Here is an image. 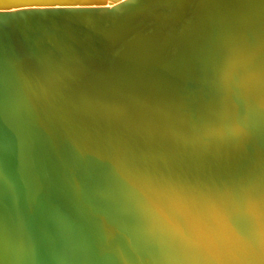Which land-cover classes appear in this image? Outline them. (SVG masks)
I'll use <instances>...</instances> for the list:
<instances>
[{
  "label": "bare ground",
  "instance_id": "bare-ground-1",
  "mask_svg": "<svg viewBox=\"0 0 264 264\" xmlns=\"http://www.w3.org/2000/svg\"><path fill=\"white\" fill-rule=\"evenodd\" d=\"M124 1L125 0H54V2L57 3H78L81 5L80 7L97 6L108 8L114 4L122 3ZM217 1L218 0H192L190 13H188L185 17L181 16L182 14L175 15L173 13L165 12L163 15L157 18L156 22L154 21L153 27L155 26V29L151 31H149L148 28L145 29L138 25L141 21V18H138L135 21L137 27L129 29L123 36L110 34V36H108L107 40L105 41V45H107L109 48L119 44L121 45V50L123 52H126L129 49L127 52H138L140 54V58H142L141 56L148 55L149 60L148 58L145 59L149 62L152 60L153 65L151 64L147 67L140 66V68L137 69L139 73L135 80H116L104 84H98L96 86L75 85L64 90L58 89V87L54 86L53 89L55 91H53V93H49L48 91L41 92L40 87H38L36 83V66L34 64L27 66L29 59L25 50L15 46V48L12 50L14 53L13 57L11 56V58H8L9 60H7V54H5V58H3V60L0 59V88L1 90L14 96L13 99L15 103H12V106L15 110L13 114H17V116H20V119L23 120L28 117L27 114H30L31 111H35L38 114L42 113L50 115L53 111H55V109H60L61 113L65 112L84 115V118L87 120L85 122H94L96 126L98 125L97 130H99L100 133L102 132L103 135L109 139L110 136H114V138L112 140L110 139L111 141H107L106 139L108 138H104L105 136H103L105 141L101 140L100 144L96 146L94 145L96 140L95 142L94 140H89L91 137L84 134L85 139H83V137L81 138V144H83V146L87 145L88 148H86L85 151H80V149H77L76 151L82 152L83 159L85 161L86 158H88L86 154L93 156L94 152L97 150L98 155L100 154L99 152L106 154L105 151H111V154L112 152L113 154H118L119 159L117 161H119L121 164L120 170L118 169L119 173L116 174L117 176L108 178L106 177L108 176V171L105 172L103 169H99L101 167L98 168L95 166L96 162L98 164V161L100 162V160L104 157L101 155L103 156L101 159L99 156H97L98 159L94 157L96 159L95 163H90V166L87 168L82 167L81 171L77 169L73 176L70 174L66 175L63 170L60 172V170L57 168L52 171V169L50 170L49 165L46 163L43 164L41 162L42 159H40V146L36 147L33 141H25V150H23L24 154L26 153V156L28 155L27 161L30 162V165L28 162L29 167L27 168V174L25 167L17 166L14 168L9 158H5L6 161L0 160V264H61L60 262H56L57 260L55 261L53 258V251L57 249H59L57 250L59 253L60 250L66 252V254L70 257L68 260H75L77 264H127L129 261L126 258L128 253L125 252L127 245H130L129 248L127 247L128 249L133 247L132 252L136 253L138 252L137 246L141 243V241H143V239H141L140 243H135L133 241L135 238H133L134 235L132 236V232L134 233L136 231L130 232V228H135L136 225L138 226L140 223L145 222L146 220L150 219L151 216L157 215V212L159 214L162 213V217H166L169 212L176 213L175 210L172 211L173 207L179 212L184 211L179 210L181 209V203L175 205L173 204L174 206H172L171 203L167 205L169 201H166L167 199L165 198L168 194L171 192H177L180 194L184 191L191 190L190 192L192 193L195 192L202 194L208 191L214 193V195L227 197L228 194L233 192L232 187H235L236 189L240 187L241 183L237 180L238 174L234 170L231 171L227 169V172L225 173H212L210 170L205 169V165H201L200 162H198L196 159L198 158L197 156L192 160L186 159L184 155L181 153L179 154V152L176 159L168 158L167 155L169 154L167 151L171 152L174 149L175 144L174 146L170 145L173 143H169V147L160 145L157 148L149 147L148 150L141 149L137 153V158L131 157L130 159L128 158V160L125 158L127 152H130L129 149L136 148L132 146L133 143L143 141L144 138L146 139V131L150 130L152 125L157 123V119L159 118L158 114L167 107L168 104L166 103L168 101H173L175 103L172 102V104L182 107L185 105V98L189 96L192 98V94L190 93L188 96L187 93L190 90L185 92V90L181 88L183 85H196L197 78L200 77L202 79L203 77H209L212 74H214V80L212 81L216 82H231L233 80L235 81L238 77L240 80H242V75L245 74V71L250 67L251 64H253L252 62L254 61V63H256L254 56H257L258 52L264 53V27L261 25H256L255 22L253 23V21H251L252 19L248 18L249 13L247 14V11L250 9L249 7H251L249 4H251L250 2L253 3L254 0H241L243 2L249 1L246 7L244 4L238 3L236 0H224L222 3ZM260 1L261 0H259V2ZM256 3L255 5L257 9V6H259L258 4L261 6V4L264 2L262 1V3H258L257 0ZM85 4L87 6H84ZM23 6L24 5L21 3V0H0V11H12ZM55 8L56 7H46L45 9ZM253 8H255V6H252L251 10H253ZM262 8L261 11L264 12ZM261 11L260 13H262ZM260 13L256 12L259 18H263L262 21H264V13ZM256 21L260 22L261 20L256 19ZM259 22H257V24H260ZM94 44L102 45L103 43L97 42ZM131 58L133 57L127 56L122 60V62L129 63L133 60ZM140 58L136 62H139ZM148 61L141 60L143 64L149 63ZM260 66H257V69H260ZM262 69L263 68H261V71ZM252 70L248 71L251 72ZM255 70L256 68L253 71ZM252 73L248 74L251 75ZM260 73H258L259 76ZM261 76V81H264L263 73ZM249 79L250 78L247 79V82ZM251 80L253 81L252 78ZM244 83V86L246 87V82ZM212 84L214 85V83ZM260 84L261 83H259L257 87L255 86L256 89L258 87L261 88ZM242 89L240 88V91H242ZM247 89L249 90V88ZM201 90H203V88H201ZM197 91L199 90L197 89ZM258 91L259 90L257 89L255 92L258 93ZM234 93H236V91ZM253 93L254 92H252V94ZM200 95L202 96L203 94ZM209 96L211 97V95ZM263 96L264 94H262V97ZM210 97L205 99L207 100ZM232 97L236 96L232 95ZM246 98H248V96ZM197 99L198 96L195 97L192 102L195 103ZM263 99L264 97L262 98V101ZM180 100L181 102H179ZM219 100L220 99H218V101ZM211 101L213 100H210V103ZM192 102L190 104H192ZM258 103L260 102L258 101ZM252 104L254 103H251V105ZM188 105L189 103L183 108L188 107ZM205 105L207 104H204V107ZM217 105L220 104L218 103ZM197 106H199V104H197ZM209 106H211V104ZM221 107L223 106H219V108ZM257 108L259 109V106H257ZM188 109L186 108L187 111H189ZM216 109L218 110V108ZM226 110L227 109H224V107L223 110H221L224 112V115L227 113ZM193 111H190V114H193ZM176 112L178 114V110ZM210 112L211 111H209L207 114H211ZM166 113L167 114L165 115L168 116V111H166ZM240 113H242V111ZM190 114L188 115L190 116ZM216 114L218 115L220 113L218 112ZM224 115H222L221 118H224ZM127 116L130 118L134 116L136 119L134 127H131L133 129L131 131H128L131 129L130 126L132 125H130V123L127 121ZM207 116L206 118L208 122H212L213 119L209 120V117ZM198 117L200 116L198 115ZM211 117H214V120L216 119L214 115ZM253 117H256V115ZM200 118L199 121L201 120ZM189 119H191V117ZM189 119L187 118V120ZM225 119H227V116ZM35 120L36 118L33 119V121ZM218 120L220 121L221 119L218 118ZM231 120L232 118L230 117V121ZM252 120V122H250L251 120L248 121L251 124H256L254 121L256 119L252 118ZM216 121L217 119L215 120V124ZM238 122H241V120ZM199 123L200 122H197L196 124ZM205 123L204 129L208 124ZM220 123H222V121ZM233 123L236 122L233 121ZM212 124L213 122L211 123L210 129L214 127H212ZM225 124H228L227 126H229L230 123L227 122ZM188 125H190V123H188ZM221 125H216L218 128L215 126L217 130L223 128H219ZM232 126L234 130L230 128L232 129L230 135L233 131H236L234 128L235 125L233 124ZM253 126L255 125L253 124L250 128ZM179 128H181V126H179ZM216 128L215 131L213 130L214 133H217ZM253 128L256 129L255 127ZM226 129H228L225 130L226 132L230 131L228 127H226ZM176 131L177 132L174 133L178 134V129H176ZM220 131L219 132L221 134L223 129ZM225 131L223 133H225ZM252 131L254 132L255 130L252 129ZM181 132L180 134H182ZM206 132V136L208 138L210 136L208 135L209 131L206 130ZM249 132L251 133L250 130ZM186 133L187 132H185V135L187 136L188 134ZM223 133L221 136L219 135L221 138L224 136ZM236 133H238V131L234 134ZM243 133H245V131ZM239 134L242 135L241 132H239L238 135ZM162 135L163 133L161 136ZM216 135L215 139L217 137ZM238 135H231L237 136V138H239L236 142L240 140L241 143H243L247 141V138L251 139V137L246 138L240 136L242 138L241 140ZM252 135L254 134L252 133ZM206 136L202 137L206 138ZM211 136L213 137L214 134ZM244 136H246V134ZM248 136L251 135L249 134ZM121 137L124 139L123 142H121L123 143L122 147L120 144V140L122 139ZM229 137L226 138L229 139ZM226 138H222L224 141L223 143L220 139L217 141L219 144L222 143V145L227 141V144H230V139L226 140ZM243 138H245L244 140L246 141H244ZM255 138L252 137L253 140ZM184 139H186V137H184ZM201 140L199 141L201 142ZM211 140L215 144L218 143L216 140V142H214L212 138ZM252 141L250 142V146ZM255 141L258 142V140H254V142ZM247 143L248 142H246V144ZM194 144L197 145V143ZM194 144L193 146L195 147ZM253 144L254 143H252V148L249 146V144H247L244 146V149L245 147L249 146L251 150H253V148L256 147ZM259 144L260 141L257 143V145L260 146ZM225 146L227 145L219 146V148L222 147L224 149ZM229 146L228 151L230 148ZM234 146H236V150L240 148L237 146V143H235ZM239 146H241V144ZM203 147L205 148V146ZM242 147L243 146H241V148ZM219 148H217V150H219ZM206 149L207 148H205V150ZM211 149L212 148H210L208 151H211ZM254 149V152L257 151L256 155H259L258 151H260L261 148ZM225 150L227 151V149ZM148 151L151 153L148 154ZM249 151L250 150H248V153ZM241 152L245 153L246 151L242 150ZM251 152L249 155L254 156L251 155ZM108 153L110 154V152H107V155ZM224 153L226 155L225 151ZM224 153L222 152L223 155ZM244 153L242 154H247V152L245 154ZM111 154L109 155L110 157ZM219 154L220 152L217 153V157L219 158L216 157L217 162L215 161L216 163H214L217 165L216 167L219 165L218 159L220 161L223 159H221ZM230 154L231 153H229V155ZM232 155L234 154L232 153ZM107 157L108 156L105 155L104 158ZM110 157L108 158L110 159ZM262 157L264 158V155H262ZM262 157L260 156L261 159H263ZM113 159L114 158L110 160ZM104 162L105 161L101 160L99 166ZM65 163L68 166L71 165V162L69 161H65ZM211 164V166H214L213 163ZM104 165L106 166L108 164H103V166ZM70 167L72 170L74 169L73 165ZM108 167L110 166L108 165ZM115 167L113 165V168ZM219 169L217 171H219ZM258 173L255 174L258 175ZM95 174L99 175L98 181L93 180V176ZM249 175L250 173H248L247 176L245 174H241L242 177H248ZM259 175L261 174L259 173ZM114 181H116L114 187L116 191H107L109 184L113 183ZM99 182H101L103 185ZM249 182L250 181H248V183ZM96 190H98V192ZM107 197L109 198V202L106 201ZM134 197L136 199V203L133 202ZM122 198L124 199L125 202H123L125 204L123 203L124 205L121 204V207H118V205L122 202ZM218 207H221V205ZM115 208L117 209L118 213L117 217L112 220V210L110 209H113L115 212ZM130 210H132L134 214H132ZM112 222H114L117 226L118 231L116 235H113L110 232V225H112ZM47 233L52 235L54 239L51 238V236L49 238ZM145 234L147 237H149L148 232ZM126 239L128 241H125ZM60 256L62 255L60 254L59 258ZM60 260L61 262L63 261L61 258ZM63 262L67 263V261Z\"/></svg>",
  "mask_w": 264,
  "mask_h": 264
},
{
  "label": "water",
  "instance_id": "water-1",
  "mask_svg": "<svg viewBox=\"0 0 264 264\" xmlns=\"http://www.w3.org/2000/svg\"><path fill=\"white\" fill-rule=\"evenodd\" d=\"M236 1L244 4L245 7L249 3L243 2L244 0ZM191 2L192 0H125L109 8L88 6L44 8L33 11H0V59L3 60L5 54H7V60L13 57L12 50L15 46L25 50L29 59L27 66L33 64L36 66V83L41 92L53 93L54 86L64 90L75 85L96 86L116 80H135L139 73L137 69L140 66L151 65L152 60L148 61V55L140 58L138 52H127L129 49L123 52L119 44L109 48L105 45L107 37L110 34L123 36L129 29L137 27L135 21L138 18H141L138 25L148 28L149 31L154 30V21L156 22L157 18L165 12L187 16L190 13ZM97 42L103 44H94ZM127 56L133 57L131 58L133 60L129 63L122 62ZM138 57L140 60L136 62ZM141 60L149 63L143 64ZM13 98L14 96L0 88V160L6 161L5 158H9L14 168L25 167L27 174L29 161H27L28 155L26 156L23 150H25V141H33L36 147L40 146L41 162L49 165L52 171L58 168L60 172L63 170L66 175L73 176L77 169L81 171L82 167L87 168L90 163H95L94 155L86 154L88 158L85 161L82 152L76 150L85 151L88 148L87 145L81 144V138L85 139L84 134L91 137L89 140L94 142L96 140L94 145L100 144L103 133L97 130L98 125L96 126L94 122H85L87 120L84 115L61 113L60 109H55L50 115L31 111L23 120L17 114H13L15 110L12 106V103H15ZM35 118L36 120L33 121ZM149 136L147 135L146 138H151L150 141L142 137L143 141L133 143L132 146L136 148L129 149L130 152H127L125 158L127 160L131 157L137 158V153L141 149L148 150L149 147L157 148L160 145L167 147L174 140L166 134L156 136V140ZM205 141L208 140L202 138L200 146L194 148L191 142L187 143L189 144L187 146L182 140L181 142L186 146L180 144L181 146L177 147L176 145L173 150L171 149L173 152L167 151L169 154L167 156L170 159H176L179 152L187 159H194V156L198 155L203 158H196L198 162H204L212 167L208 160L209 155L202 154L203 146L209 147V143L207 142L206 145ZM190 145L191 148H189ZM225 149L227 148L222 150ZM150 153L148 151V154ZM234 154L230 158L223 157L220 162L229 165L232 170H235L236 166L243 169L247 166L246 172L255 170L254 173L259 171L261 175H254L252 181L245 186V191L244 186L241 187L242 191L232 187L233 192L228 194L229 199L225 201L228 213L216 217L219 225L216 221L215 225L202 223L197 230H194L191 225H186L184 230L187 233L183 234L184 237H188L186 240L181 238L182 242L180 240L176 242L174 236V240L163 242L164 250L154 249L156 257L162 264L168 262L181 264L187 259L192 261L193 258H187L190 253L187 249H191L190 240L198 241L199 245L203 246V250L198 252L201 254L196 256V264L199 262L264 264V161L257 155L248 157L241 153ZM65 161L71 162L74 169L72 170L71 165L68 166ZM93 180L98 181L99 175L95 174ZM135 200L134 197V203H136ZM106 201L109 202L108 197ZM130 211L134 214L132 210ZM216 225L218 228H214ZM218 229H220L219 232ZM218 236L227 238L228 243H220ZM154 243L157 248V243L162 242L155 239ZM193 250H196V247ZM181 254H185L187 258L183 262L178 261L182 258ZM131 256L132 264H146L143 256L136 254Z\"/></svg>",
  "mask_w": 264,
  "mask_h": 264
},
{
  "label": "rangeland",
  "instance_id": "rangeland-1",
  "mask_svg": "<svg viewBox=\"0 0 264 264\" xmlns=\"http://www.w3.org/2000/svg\"><path fill=\"white\" fill-rule=\"evenodd\" d=\"M250 1V0H249ZM248 1V2H249ZM252 1V0H251ZM262 1L264 2V0H261L260 2H259V0H258V3H262ZM257 2V0H254V2L252 3V2H250V3H252L253 4V6L255 5V3ZM262 4H263V6H262ZM261 4V6H260V4H258L261 8H262V10L264 11V3H262ZM256 5H257V3H256ZM255 5V6H256ZM250 9L247 11V14H248V18H250V19H252L251 21H253V23L255 22L256 23V25H261V26H263L264 27V21H262V19L261 18H259V16L256 14V12L257 13H260V11H261V8H258V6H257V9H256V7L255 8H253V10H251V8H252V6L251 7H249ZM256 10V12H255V10ZM262 12V11H261ZM262 13H264V12H262ZM262 13H260V14H262ZM259 14V15H260ZM255 15V16H254ZM253 16V17H252ZM258 18H257V17ZM263 16V15H262ZM256 19L258 20H261L260 22L259 21H256ZM255 20V21H254ZM257 22H259L260 24H257ZM263 22V23H262ZM255 57V60H256V63L259 61V60H261V61H259L257 64L256 63H254V61L252 62L253 64H251L250 65V67L245 71V74L247 73V71L248 70H254L255 68H256V70L255 71H248V73H252L251 75L250 74H243L242 75V77H241V75H240V77H241V79L242 80H240V78L238 77L237 79L238 80H240V81H238L237 79L234 81H231V82H221V81H218V82H216V81H212V80H214V74H212L211 76H206V77H203L202 79L199 77V78H197V82H196V85H190V84H186L187 86H185V85H183L181 88H183V90H185V92L188 90H190L189 92H187L188 93V96H189V94L191 93L192 95H191V97L192 98H190V96L189 97H187V98H185V105L184 106H176V105H174V104H172V102H167L166 104H168L167 105V107L164 109V110H162L159 114H158V116H159V118L157 119L158 121H157V123L155 124V125H152V127H151V129L150 130H148V131H146V136L148 135H150V136H152V137H154V139L156 140V136L158 137V135H159V137L161 136V134L163 133V135H167V136H171V137H173L174 138V140H172V142H173V144H170L171 146H174V144H175V146H176V144H177V147L178 146H181L182 144L181 143H179V142H181L182 141V139L185 141V142H189V144H190V142H191V144L193 143H197V145H195V147L194 148H197L196 146H200V141L199 140H201L203 137H205L206 135H207V132H206V130H208L209 132H208V135H210L208 138H207V136H206V138H203V139H206V140H208V141H206V142H208V143H210L209 144V147L210 148H212L211 149V151H208L210 148H207L206 150H205V148L202 150L203 152L202 153H204L203 155H205V156H207V155H209V158L210 159H208V160H210V162L211 163H216L217 162V158H219V157H217L218 155H217V153L218 152H220V154H219V156H221V159L224 157V159L226 158V155H227V157L229 156V158L232 156V153L234 154L235 152L237 153V150L238 149H240L241 148V146H243L241 149L242 150H245L246 152H247V154L246 155H248V156H250L249 155V153L251 152V151H253L254 152V148H257V149H260V151H258V153H259V155H257V156H259V159L260 160H262V161H264V158L262 157V155H264V112H263V110H264V99H263V101H262V98L264 97H262V94H264V81H261L262 80V73H263V76H264V64H263V62H264V53L263 52H258V55L257 56H254ZM253 57V58H254ZM260 63H261V66H260ZM263 64V65H262ZM252 65H253V67H252ZM257 66L259 67L260 66V69H257ZM261 68H263L262 69V71H261ZM261 72V73H260ZM255 73V74H254ZM257 73V74H256ZM258 73H260V76H259V74ZM254 74V75H253ZM246 77H245V76ZM248 76V77H247ZM257 78H256V77ZM245 77V78H244ZM255 77V78H254ZM258 77H260V78H258ZM248 78H250L249 80H248V82H247V79ZM251 78L253 79V81L251 80ZM207 80H209V81H207ZM263 80H264V77H263ZM252 81V82H251ZM255 81H256V83H255ZM210 82V83H209ZM221 82V83H220ZM244 82H246V87L244 86L245 85V83ZM250 82H251V84H250ZM212 83H214V85L212 84ZM253 83V84H252ZM259 83H261L260 85H261V88L260 87H258L257 89L259 90L258 91V93L257 92H255V91H257V89H256V87H257V85L259 84ZM211 84V85H210ZM241 86H240V85ZM262 84H263V87H262ZM198 85V86H197ZM209 85V86H208ZM218 85H220V86H218ZM227 85V86H226ZM212 86V87H211ZM239 86V87H238ZM256 86V87H255ZM184 87H185V89H184ZM198 87V88H197ZM235 87V88H234ZM201 88H203V90H201ZM204 88H205V90H204ZM212 88V89H211ZM240 88L242 89V91H240ZM247 88H249V90L247 89ZM254 88V89H253ZM195 89V90H194ZM197 89L199 90V91H197ZM229 89H230V91H229ZM232 89V90H231ZM238 89V90H237ZM245 89V90H244ZM211 90L212 91V93H211V91L209 92V91ZM263 90V91H262ZM196 91H197V93H196ZM218 91V92H217ZM220 91V92H219ZM236 91V93H234ZM250 91V92H249ZM202 92V93H201ZM204 92V93H203ZM215 94H214V93ZM229 92V93H228ZM239 94H238V93ZM242 92V93H241ZM252 92H254L253 94H252ZM261 92V93H260ZM217 93V94H216ZM219 93V94H218ZM222 93H224V94H222ZM256 93V94H255ZM260 93V94H259ZM198 94V95H197ZM200 94H203L202 96L204 97V99H203V97L200 95ZM214 94V95H213ZM237 94V95H236ZM242 94H243V96H242ZM247 94V95H246ZM257 94H258V96H257ZM198 96V99L196 100V104L194 103V102H192L194 99H195V97H197ZM200 95V96H199ZM209 95H211V97L209 96ZM217 95V96H216ZM227 95H228V97H227ZM232 95L233 96H236V97H232ZM246 95V96H245ZM194 96V97H193ZM215 96V97H214ZM218 96H219V98H218ZM226 96V97H225ZM245 96V97H244ZM248 96V98H246ZM257 96V97H256ZM260 96H261V98H260ZM202 99H201V98ZM207 97H210V98H208L207 100L205 99V98H207ZM224 97V98H223ZM232 97V98H231ZM239 97V98H238ZM252 97V98H251ZM194 98V99H193ZM220 99L219 101H218V99ZM238 100H237V99ZM256 98H257V100H256ZM259 98H260V100H259ZM192 99V100H191ZM213 100V101H211V103H210V100ZM236 99V100H235ZM248 99V100H247ZM251 99H252V101H251ZM253 99H255V100H253ZM179 100V99H178ZM190 100V101H189ZM199 100V101H198ZM246 100V101H245ZM177 101V100H176ZM216 101H218V102H216ZM242 103H241V102ZM251 101V102H250ZM256 101V102H255ZM258 101L260 102V103H258ZM262 101V102H261ZM179 102H181V100L179 101ZM192 102V104H190ZM200 102V103H199ZM214 102H216V103H214ZM221 102V103H220ZM227 102H229V103H227ZM231 102V103H230ZM173 103H175V102H173ZM189 103V105H188V107H186L189 111H187L186 110V108H183V107H185L187 104ZM207 104L208 105V107H207V105H205V107H204V104ZM220 104V105H217V104ZM227 103V104H226ZM238 103H239V105H238ZM251 103H254V104H252L251 105ZM256 103H258V104H256ZM176 104H178V103H176ZM195 104V105H194ZM197 104H199V106H197ZM203 104V105H202ZM211 104V106H209ZM232 104V105H231ZM237 106H235V105ZM243 104V105H242ZM248 104V105H247ZM262 104V105H261ZM192 105H193V107H195V108H193L192 107ZM247 107H246V106ZM214 106H216V107H214ZM218 106V107H217ZM219 106H223L224 107V109L226 108L227 110H226V112L227 113H225L226 115H224V112H222L221 110H223V107H221V108H219ZM234 108H233V107ZM244 106V107H243ZM255 106V107H254ZM257 106H259V109L257 108ZM169 107V108H168ZM174 107H178V108H174ZM180 107V108H179ZM199 108V109H197V108ZM205 109H204V108ZM240 107V108H239ZM253 107V108H252ZM183 108V109H182ZM201 108H202V110H201ZM216 108H218V110H220V111H218ZM236 108V109H235ZM244 110H243V109ZM175 109V110H174ZM209 109H211V110H209ZM212 109H213V111H212ZM231 109V110H230ZM233 109V110H232ZM240 109H242V110H240ZM247 109V110H246ZM256 109V110H255ZM261 109V110H260ZM178 110V114H177V111ZM194 110V111H193ZM239 110V111H238ZM254 112H253V111ZM166 111H168V116H166L165 114H167L166 113ZM190 111L192 112L193 111V114H190ZM209 111H211L210 113L211 114H207ZM237 111V112H236ZM242 111V113H240ZM247 111H249V112H247ZM180 112V113H179ZM194 112H196V113H194ZM198 112H199V114H198ZM201 112V113H200ZM203 112V113H202ZM220 113V114H216V113ZM246 112V113H245ZM253 112V113H252ZM186 113V114H185ZM215 113V114H214ZM222 113V114H221ZM228 113H231V114H228ZM235 113V114H234ZM237 113H239V114H237ZM245 113V114H244ZM252 113V114H251ZM257 113V114H256ZM183 114V115H182ZM188 114H190V116L188 115ZM201 117H198V115ZM203 115V116H201V115ZM205 114V115H204ZM253 114H255L256 115V117H253V116H255V115H253ZM181 115V116H180ZM208 115V116H207ZM210 115V116H209ZM215 116L216 117V115H217V117H216V119H217V121H216V124H215V120H214V117H211V116ZM222 115H224V118L222 117L221 118V116ZM243 115V116H242ZM253 115V116H252ZM258 115V116H257ZM189 116V117H188ZM206 116L207 117H209L208 119L210 120V119H213L212 120V122H213V124H212V127L213 128H211L210 129V127H211V123L210 122H208V120H207V118H206ZM227 116V119H225V117ZM234 116V117H233ZM246 116V117H245ZM249 116V117H248ZM167 119H166V118ZM179 119H178V118ZM191 117V119H189ZM194 117V118H193ZM198 117V118H197ZM204 117V118H203ZM230 117L232 118V120L230 121ZM236 117V118H235ZM247 117H248V119H247ZM187 118L189 119V120H187ZM199 118L201 119L200 121H199ZM218 118H220L221 120L219 121L218 120ZM234 118V119H233ZM243 118V119H242ZM246 118V119H245ZM252 118H254V119H256V120H254L255 122H256V124L255 123H253L255 126H253V127H255L256 129H254L253 127L252 128H250L253 124H251L250 122H252L253 120H252ZM161 119H163V120H161ZM197 119H198V121H197ZM237 119V120H236ZM239 119V120H238ZM133 120V121H132ZM186 120H187V122H186ZM191 120V121H190ZM207 120V121H206ZM241 120V122H238V121H240ZM244 120V121H243ZM249 120H251L250 122L247 121ZM127 121L130 123V125H132V126H130V128L132 127H134V125H135V122H136V119H135V117L133 116V117H129V116H127ZM176 121V122H175ZM182 121V122H181ZM190 121V122H189ZM193 121V122H192ZM203 121H204V123H205V121H206V123L205 124H207L206 126H205V129H204V123H203ZM222 121V123H220ZM233 121L234 122H236V123H233ZM172 124H171V123ZM197 122H200L199 124H196ZM219 122V123H218ZM230 123L229 124V126H232L233 124L235 125L234 126V128H235V132H237L238 131V133L239 132H241L242 133V135H238V133H236V134H234L235 132L233 131L232 133H231V135H238L239 137L240 136H242V137H251V139H252V137L253 138H255L254 140H258V142L260 141V143H262V144H259L260 146H258L257 145V141H255L254 142V140L252 141L250 138H247L246 140H244L245 138H243V140L244 141H246V142H248L247 144H249V146H250V142L252 141V143H254L253 145L254 146H256V147H254L253 148V150H251V148H252V143H251V148L249 147V146H247V147H245V149H244V146H246L247 144H246V142H243V143H241V141L239 140L238 142L241 144V146H239L240 144L238 143V142H236L237 141V139H239V138H237V136H231L230 135V132L232 131V129H233V126L232 127H229V126H227L225 123ZM243 122V123H242ZM167 123V124H166ZM188 123H190V125H188ZM218 123V124H217ZM224 123V124H223ZM233 123V124H232ZM240 123H242L243 125H244V127H243V125L242 124H240ZM245 123V124H244ZM170 124V125H169ZM178 124H180V125H178ZM186 124H187V126L189 127H187L186 126ZM202 124V125H201ZM215 124V125H214ZM219 124L221 125V124H223V125H221L219 128H221V127H223L222 129H223V132L225 131V130H228V129H226V127H228L229 129L230 128H232V129H230V131H225V133L226 134H228V135H226L225 133H223V137L222 138H226V137H229V139H230V144H227V142L226 143H224L223 145H222V143L224 142L223 141V139L220 137L221 136V134H220V130H222V129H218L217 130V128H218V126H219ZM168 125V126H167ZM173 125V126H172ZM182 125H184V126H182ZM192 125V126H191ZM209 125V126H208ZM216 125H218V126H216ZM238 125H239V127H238ZM247 125V126H246ZM256 125H258V126H256ZM262 125V126H261ZM174 126H176V127H174ZM179 126H181V128H179ZM201 126V127H200ZM217 128H216V127ZM236 126H237V128H236ZM154 127V128H153ZM167 127V128H166ZM187 127V128H186ZM195 127H197V128H195ZM208 127V128H207ZM129 129L128 131H131V130H133V129ZM163 128V129H162ZM166 128V129H165ZM192 128V129H191ZM203 130H202V129ZM215 128H216V131H217V135L214 133V131H215ZM241 130H240V129ZM176 129H178V134L177 133H174V132H177L176 131ZM182 129V130H181ZM187 129V130H186ZM199 129V130H198ZM252 129L253 130H255L254 132L252 131ZM156 130V131H155ZM162 130H164V131H162ZM180 130V131H179ZM193 130H194V132H193ZM196 130H198V131H196ZM211 130V131H210ZM214 130V131H213ZM234 130V129H233ZM249 130L251 131V133L249 132ZM259 130H263V131H259ZM162 133H161V132ZM170 131V132H169ZM182 131V132H181ZM187 132L186 134H188L187 136L185 135V132ZM205 132V135H204V132ZM245 131V133H243ZM259 131V132H258ZM155 134H154V133ZM180 132L183 134V135H185V136H183L182 134H180ZM184 132V133H183ZM213 132V133H212ZM129 133H131V132H129ZM160 133V134H159ZM165 133V134H164ZM172 133V134H171ZM195 133V134H194ZM198 133H200V134H198ZM203 133V134H202ZM252 133L254 134V135H252ZM193 134V135H192ZM214 134V138L211 136V135H213ZM246 134V136H244ZM251 135V136H248V135ZM162 135V136H163ZM178 135V136H177ZM181 135H182V137H181ZM200 135V136H199ZM215 135L217 136V137H220V138H217L216 137V139H215ZM220 135V136H219ZM259 135V136H258ZM103 136H105V135H103ZM149 136V137H150ZM180 136V137H179ZM188 136H190V137H188ZM198 136V137H197ZM203 136V137H202ZM124 137V136H123ZM123 137H121L122 139L120 140V144H121V147H122V145H123V143H121V142H123ZM176 137H178L179 139H175ZM184 137H186V139H187V141H186V139H184ZM231 137H232V139H231ZM233 137H234V139H235V141H234V139H233ZM236 137V138H235ZM261 139H260V138ZM104 138H108V137H104ZM114 138V136H110V139L112 140ZM119 138V137H118ZM211 138L213 139V141L214 142H216L217 140H222V143H220L219 144V142L218 143H213L212 142V140H211ZM258 138V139H257ZM109 138L108 139H106L107 141L108 140H110ZM148 141L151 139V138H146ZM228 138H226V140H227ZM228 139V140H229ZM240 139L242 140V138L240 137ZM260 139V140H259ZM102 140H104V139H102ZM110 140V141H111ZM216 140V141H215ZM225 140V139H224ZM225 140V141H226ZM262 140V141H261ZM105 141V140H104ZM195 141V142H194ZM196 141H198V142H196ZM202 141V140H201ZM205 142V143H206ZM237 143V146L238 147H240V148H238L237 150H236V146H234L235 145V143ZM114 143V142H113ZM181 144V145H179V144ZM187 143H185V144H187ZM199 143V144H198ZM189 144H187V145H189ZM192 144V145H193ZM214 144V145H213ZM218 144H219V146H224V145H227V146H225V147H227V151L226 150H224L225 152H226V155H225V153H224V151L222 150L223 148L222 147H220L219 148V146H218ZM243 144H245V145H243ZM256 144V145H255ZM206 145H207V143H206ZM230 145V146H229ZM170 146V147H171ZM214 146H216V147H214ZM228 146L230 147L229 148V151H228ZM258 146V147H257ZM224 147V148H225ZM232 147V148H231ZM249 147V148H248ZM175 148V147H174ZM189 148H191L190 146H189ZM193 148V149H194ZM216 148V149H215ZM217 148H219V150H217ZM234 148H235V150H234ZM250 150L249 151V153H248V150ZM120 149V148H119ZM214 149V150H213ZM231 149V150H230ZM238 150V153H244V152H241L242 150ZM263 149V150H262ZM215 150H216V153H215ZM262 150V151H261ZM240 151V152H239ZM98 150L96 151V152H94V157H96V159H98L97 158V156H99L100 157V159L104 156L105 157V155L106 156H108V157H110L109 155L111 154V151H105L106 152V154H103V152H99L100 154L98 155ZM107 152H110V154L108 153V155H107ZM222 152L224 153V155L222 154ZM245 152V153H246ZM251 152V155H254V156H256V152ZM263 152V153H262ZM102 153V154H101ZM229 153H231L230 155H229ZM244 153V154H245ZM257 153V154H258ZM262 154V155H261ZM101 155H103V156H101ZM112 155H113V157H112ZM116 155V156H115ZM222 155H223V157H222ZM235 155V154H234ZM198 156V155H197ZM260 156L263 158V159H261L260 158ZM103 157V158H104ZM102 158L101 160H103V161H105L104 163H101L100 164V166H99V163L101 162V160H100V162L98 161V164H97V162H96V164H95V166H97L98 168L99 167H101V168H99V169H103L105 172H107V175L108 176H106V177H108V178H113V177H115V176H117L116 174L117 173H119V171H118V169L120 170V167H121V164L119 163V161H117L118 159H119V156H118V154H113V152H112V154H111V157L112 158H114L113 160H110V159H112L111 157H110V159L109 158ZM194 157H196V156H194ZM217 157V158H216ZM106 159V160H105ZM187 159V158H186ZM197 159H203V158H199V156H198V158ZM109 160V161H108ZM192 160V159H191ZM190 160V161H191ZM212 160H214V161H212ZM107 161V162H106ZM203 161V160H202ZM216 161V162H215ZM219 159H218V164L220 165V167H219V165H218V167H216L217 165H215L214 164V166H212V167H209V166H206V164L203 162V164H201L202 162H200V164L201 165H205V169L207 170H210V172H212V173H225V172H227V169L228 170H231V171H233L232 169H231V167L229 166V165H224L223 163H219ZM109 162V163H108ZM112 163V164H111ZM103 164H108L110 167H108V165H104L103 166ZM112 165V167H111V165ZM102 165V166H101ZM113 165H114V167L116 166H118L117 168L115 167V168H113ZM212 165V164H211ZM103 167V168H102ZM237 167V166H236ZM108 170H107V169ZM219 168H221V169H219ZM219 169V171H217ZM225 169V170H224ZM246 169H247V166H246ZM111 171V172H110ZM117 171V172H116ZM224 171V172H223ZM234 171H236L237 172V174H238V176H237V180L241 183L240 184V187L237 189V190H239V191H242V189H241V187L243 188V186H244V191H245V186H247L249 183H248V181H252V177L254 176V172H255V170H253V171H251V172H247V174H246V170H245V168L243 169V168H241V167H237ZM229 172V171H228ZM240 172V173H239ZM241 172H243V173H241ZM112 173V174H111ZM248 173H250V175L248 176V177H246L247 175H248ZM252 173V174H251ZM260 173V172H259ZM259 173H258V175L257 176H260L259 175ZM106 174V173H105ZM240 174V175H239ZM241 174H245L246 176L244 177H242L241 176ZM256 174H257V172H256ZM255 174V175H256ZM261 174V173H260ZM111 175V176H110ZM114 175V176H113ZM252 176V177H251ZM263 176H264V173H263ZM240 178V179H239ZM243 178V179H242ZM245 179V180H244ZM246 180H248V181H246ZM117 181V180H116ZM116 181H114L113 183H111V184H109V186H108V190L107 191H110V192H113V191H116L115 190V184H116ZM242 181H243V183H242ZM191 191V190H190ZM190 191H184V192H182V193H177V192H171L170 194H168L167 196H166V198L165 199H167L166 201H169V203L167 204V205H169L170 203L172 204V206H174L175 204H180L181 203V209H179V210H184V211H181V212H179V211H177L176 209H174V207H173V210L172 211H176V213H170L169 212V214L166 216V217H162L161 215H162V213L161 214H159L158 212H157V215H155V216H151L150 217V219H148V220H146L145 222H142V223H140L138 226L136 225L135 226V228H130V231L132 232V231H136V232H132L133 234H132V236L134 235V237L133 238H135V240H133L135 243H140V240L141 239H143V241H141V243L137 246V250H138V252H136V253H133L132 252V248L131 249H128L129 248V246L130 245H127V247H126V253H128V257L126 256V258L129 260L128 261V263L127 264H132V256L131 255H133V254H136V255H138V256H143L144 257V260L146 261L145 263L147 264H162L161 262H160V259H158V257H156V255H155V250L154 249H161V250H164V244H163V242H167L168 240H174V236H175V240H176V242H177V240H180V242H182V239L181 238H185V240H186V238H188L187 236H185L184 237V235L187 233V231H185L184 230V227L186 226V225H191V227L194 229V230H197L198 229V227L199 226H201L202 225V223L204 224V225H206V224H213V225H215V221H216V217H218L219 215H224V214H226V213H228L227 211H228V208L226 207V205H225V201L226 200H228L229 199V197H228V195H227V197L226 196H219V195H214V193H212V192H208V191H206L205 193H202V194H199V193H192V192H190ZM248 191V190H247ZM188 193V194H187ZM190 193V194H189ZM152 198H154V197H152ZM124 201V199L122 198V202L118 205V207H121V204L122 205H124L125 203V201ZM124 203V204H123ZM174 204V205H173ZM221 205V207H218V206H220ZM127 206V205H126ZM117 207V208H118ZM129 207V206H128ZM119 209V208H118ZM116 213V214H115ZM117 209H116V211L114 212V211H112V214H111V219L112 220H114L116 217H117ZM159 214V215H158ZM217 222V221H216ZM218 223V222H217ZM133 225V224H132ZM169 225V226H168ZM217 225H219V223L217 224ZM214 226V228H218V226ZM110 232H111V234H113V235H116L117 234V226L115 225V223L114 222H112V225H110ZM219 230L220 229H218L217 231L219 232ZM126 232H127V230H126ZM146 232H148L149 233V237H147V235L145 234ZM138 234V235H136V234ZM184 234V235H183ZM47 236L50 238V236H51V238H53L52 237V235H50V234H48L47 233ZM54 239V238H53ZM155 239L157 240V241H159V242H162V243H157V248H156V243H154L155 242ZM125 241H128L127 239L125 240ZM124 242V241H123ZM175 242V241H174ZM189 245L191 246V249L190 250H188L187 249V251H189L190 253H188V255H187V258H193L192 259V261H188V259L186 258V255L185 254H181V259H179L178 261L179 262H183V260H185V259H187V261H185V262H183V263H181V264H196V256L197 255H199V254H201V252L200 253H198L201 249L203 250V246L202 245H199V242L197 241H195V242H192L191 240L189 241ZM155 244V245H154ZM172 244V243H171ZM195 247H196V250H193V248L195 249ZM166 249V248H165ZM57 250H59V249H57ZM57 250H54L53 251V258L55 259V261L56 262H60L61 264H77V262L75 261V260H72V259H70V260H68L70 257H69V255H67L66 254V252H63V251H61L60 250V253H59V251H57ZM56 251V252H55ZM129 251H131V252H129ZM56 253V254H55ZM55 254V255H54ZM62 255V256H60V258L63 260V261H67V263H65V262H61V260H60V258H59V255ZM177 254H179V253H177ZM177 254H175V256L177 255ZM57 255V256H56ZM64 255V256H63ZM56 256V257H55ZM130 256V257H129ZM63 257V258H62ZM64 257H66V258H64ZM132 259V260H131ZM58 260H60V261H58ZM70 261V262H69ZM76 262V263H75ZM56 264V263H55ZM167 264H169V262L167 263ZM197 264H204V263H202V262H199V263H197Z\"/></svg>",
  "mask_w": 264,
  "mask_h": 264
},
{
  "label": "snow or ice",
  "instance_id": "snow-or-ice-1",
  "mask_svg": "<svg viewBox=\"0 0 264 264\" xmlns=\"http://www.w3.org/2000/svg\"><path fill=\"white\" fill-rule=\"evenodd\" d=\"M23 7L14 9V11H33V10H43L46 7H80L81 5L76 3H57L54 0H21ZM84 6H87L86 4ZM218 241L222 244L228 243L227 238L223 236L217 237Z\"/></svg>",
  "mask_w": 264,
  "mask_h": 264
}]
</instances>
